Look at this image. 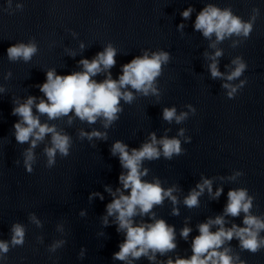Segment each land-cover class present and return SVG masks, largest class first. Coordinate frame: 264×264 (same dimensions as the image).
Masks as SVG:
<instances>
[{
	"label": "clouds",
	"instance_id": "1",
	"mask_svg": "<svg viewBox=\"0 0 264 264\" xmlns=\"http://www.w3.org/2000/svg\"><path fill=\"white\" fill-rule=\"evenodd\" d=\"M192 11L191 7L183 10L180 13L181 19L187 20ZM177 27L182 29L184 25L179 24ZM193 30L199 31L205 38L214 35L216 42H219L232 35H242L247 38L252 31V23L242 21L239 17L234 16L229 9L221 10L214 5H206L197 13L193 21ZM210 47H215V44ZM36 51V45L33 43H19L10 45L5 50V55L10 61L22 59L27 62ZM221 54L217 50L210 57L212 63L209 64L208 70L212 78L222 76L218 71L215 59ZM115 55L116 50L107 46L91 60L81 59L78 63L82 70L79 72L61 76L57 75L54 70H48L44 73V81L36 85L39 92L43 94V99L29 96L23 103L12 101L13 107L10 114L18 117L12 125L14 139L18 144L28 143L29 145L23 154V166L26 173H32V164L35 159L33 149L37 142L44 139L46 134H50L51 144V147L44 149L48 167L55 164L57 153L67 157L70 148L69 137L58 133L54 125L41 124L39 116L33 115V107L37 113L46 114L50 120L67 116L69 112H72L81 121L90 124L94 123L98 117H102L106 121L104 127L107 128L111 122L117 119V113L121 111L118 107L119 101L122 99L129 103L133 99L131 92H122L121 89L130 86L145 95L149 91L155 92L153 82L160 74L161 65L168 61V53L160 51L149 55L145 52L142 56L133 57L128 63L121 66L122 74L117 80H113L110 73L102 82L92 79L101 71L107 73L115 65ZM232 64L235 65L234 69L223 77L227 81L240 78L247 68L246 63L240 57L233 60ZM245 84L246 80H240L235 86L224 83L222 87L228 90L227 98L231 100ZM3 91L4 89L0 88V93ZM189 110L195 112L192 107H189ZM185 117L186 113L176 115L175 108L162 110V118L165 121L175 119L179 123ZM179 134L182 135L183 130ZM80 135L91 140L94 137L103 138L105 133L92 131L90 133L81 132ZM149 141L142 144L139 149L131 150L127 145L116 141L110 149V154L118 157L120 167L126 172L122 171L117 177V182L121 187L114 192L108 187L104 189L112 199L105 205V216L102 218V222L107 227L108 217H113L115 231L118 234L123 232V240L118 243V250L112 254L111 259L124 262V264H131L132 260H138L142 256L153 262L156 260L157 254L163 256L176 248L173 226L167 225L162 219L153 220L152 215H149V220H153L152 223L134 220V217L150 214L153 206L160 205L165 198L169 199L173 205L176 204V197L172 195L173 188L165 190L157 180L147 182L141 179L147 173V169L141 170V165L143 160L159 159L161 154L166 159H170L173 155H180L182 151L180 141L175 138H162L157 141L154 134H150ZM185 142H190V137ZM239 174L237 173V175ZM205 189L213 199L219 197L222 191L218 188L213 194L211 181L203 179L202 183H198L195 189L189 191L183 200L184 205L189 208L197 206L198 197ZM93 197L104 199L98 192L91 193L89 200ZM251 204L252 198L247 195L245 189L229 190L223 215L198 225L199 234L191 241V255L188 258L177 257L175 260L169 258L164 264H236L234 258L229 255L230 250L222 249L225 241H231L233 238L239 241V247L242 250L250 253H256L264 248V237L259 236L260 231L264 230V221L249 215ZM240 213L245 214L242 220L243 227H238L235 224L230 228L224 227V216L236 217ZM177 214L178 211L174 207L172 215ZM80 215L83 216L84 213L81 212ZM32 219L35 218L32 217ZM212 226H218L215 232L210 231ZM191 231L192 229L189 227H183L180 231L181 238L187 240ZM11 233L8 241L0 240V253L2 254H7L10 245L16 247L22 246L24 243L25 230L22 225L14 224ZM58 246L59 243L53 244L51 250H55ZM80 256H83V248ZM238 259L237 257L236 260ZM239 264H244V262L240 261Z\"/></svg>",
	"mask_w": 264,
	"mask_h": 264
}]
</instances>
